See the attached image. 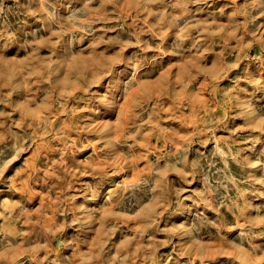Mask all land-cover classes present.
I'll list each match as a JSON object with an SVG mask.
<instances>
[{
    "label": "rangeland",
    "instance_id": "obj_1",
    "mask_svg": "<svg viewBox=\"0 0 264 264\" xmlns=\"http://www.w3.org/2000/svg\"><path fill=\"white\" fill-rule=\"evenodd\" d=\"M0 264H264V0H0Z\"/></svg>",
    "mask_w": 264,
    "mask_h": 264
},
{
    "label": "bare ground",
    "instance_id": "obj_2",
    "mask_svg": "<svg viewBox=\"0 0 264 264\" xmlns=\"http://www.w3.org/2000/svg\"><path fill=\"white\" fill-rule=\"evenodd\" d=\"M102 194H103V192L100 191V192L97 194V196L94 198L93 202H99L101 199H103V198H102Z\"/></svg>",
    "mask_w": 264,
    "mask_h": 264
}]
</instances>
